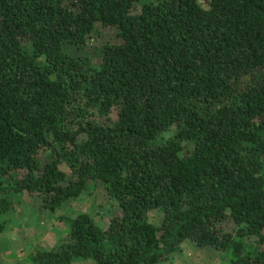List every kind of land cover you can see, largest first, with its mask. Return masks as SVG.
<instances>
[{
    "label": "trees",
    "instance_id": "1",
    "mask_svg": "<svg viewBox=\"0 0 264 264\" xmlns=\"http://www.w3.org/2000/svg\"><path fill=\"white\" fill-rule=\"evenodd\" d=\"M94 23L118 40L96 66L61 48ZM96 181L101 217L32 262L156 264L190 240L264 264V0H0V214Z\"/></svg>",
    "mask_w": 264,
    "mask_h": 264
},
{
    "label": "rangeland",
    "instance_id": "2",
    "mask_svg": "<svg viewBox=\"0 0 264 264\" xmlns=\"http://www.w3.org/2000/svg\"><path fill=\"white\" fill-rule=\"evenodd\" d=\"M113 27L94 23L85 43L78 47L74 44L62 45V50L69 54L86 55L90 63L98 65L100 46L104 43H115ZM114 115V111L111 114ZM40 160H46L49 151L40 149L37 154ZM67 174L68 169L60 164ZM105 192L99 182H91L85 190L71 200L64 202L54 212L42 206L41 196L35 193L22 192L13 197V206L0 214L4 228L0 232V264H39L31 261V254L37 250L55 248L66 239L68 219L77 212H84L98 220L101 207L105 203ZM160 213L151 210L147 214L148 222L158 224ZM62 219V220H61ZM226 227L234 229L229 223ZM226 256L211 248H199L190 240H183L178 250L156 264H224ZM71 264H94L90 258H74Z\"/></svg>",
    "mask_w": 264,
    "mask_h": 264
}]
</instances>
